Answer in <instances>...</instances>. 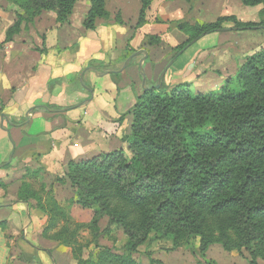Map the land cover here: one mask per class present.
<instances>
[{
    "label": "trees",
    "instance_id": "1",
    "mask_svg": "<svg viewBox=\"0 0 264 264\" xmlns=\"http://www.w3.org/2000/svg\"><path fill=\"white\" fill-rule=\"evenodd\" d=\"M4 1L23 15L15 14L0 50L13 41L23 24H30L42 12L55 14L61 26L68 23L79 0ZM108 1L89 0L83 22L86 31H94L96 19L108 16ZM139 1L138 26L152 3ZM240 1L245 7L261 5L259 17H264V0ZM224 23L236 31L264 29V20L242 22L233 16L212 23L179 22L176 28L187 39L174 49V55L184 52L192 41L220 32ZM148 44L156 45L158 39L150 37ZM229 84L206 94L192 93L189 88L169 93L164 85L145 90L127 114L133 124L126 150L67 166L73 190L69 204L94 210L91 221L71 223L67 209L51 196L42 209L48 217L44 233L61 223L88 229L95 248L88 264H139L134 255L150 243L165 244L161 250L166 253L185 248L202 257L210 246L219 245L227 253L241 257L245 253L249 264L264 262V49L240 68L235 90ZM26 195L19 188V200L26 203ZM104 217L108 223L100 232L98 224ZM113 227L126 237L119 250L99 245L105 236L116 242L110 236ZM75 234L63 227L50 239L68 247L80 264L82 247L72 239Z\"/></svg>",
    "mask_w": 264,
    "mask_h": 264
},
{
    "label": "crops",
    "instance_id": "2",
    "mask_svg": "<svg viewBox=\"0 0 264 264\" xmlns=\"http://www.w3.org/2000/svg\"><path fill=\"white\" fill-rule=\"evenodd\" d=\"M156 1L152 0L144 23L138 26L139 0H109L108 16L96 19L94 31H86L83 22L90 2L79 0L68 23L61 26L55 14L42 12L23 24L13 41L0 50V223L6 224L0 226V264H78L68 247L44 233L48 217L19 200L21 170L35 165L53 174L67 170L71 162L120 148L118 137L130 118L127 114L144 92L141 68L145 84L155 86L171 53L187 39L173 23L157 20ZM234 1V8L238 2L245 7L240 0ZM14 11L0 1V44L16 20ZM234 12L225 11L220 17L241 21ZM225 33L204 36L188 47L177 65L185 79L209 57L221 64V75L228 74L223 66L233 67V44ZM150 37L157 38L158 44L149 45ZM130 50L139 55L122 72L110 74L123 66ZM260 50V45H244L237 50L242 54L239 62ZM70 210L76 224H88L94 214L76 204ZM107 223L104 217L98 226ZM110 243L121 248L126 237ZM197 248L198 244L196 252ZM154 251L150 260L158 264H249L245 253L244 257L227 253L219 245L210 246L203 257L185 249ZM140 264H149V259Z\"/></svg>",
    "mask_w": 264,
    "mask_h": 264
},
{
    "label": "rangeland",
    "instance_id": "3",
    "mask_svg": "<svg viewBox=\"0 0 264 264\" xmlns=\"http://www.w3.org/2000/svg\"><path fill=\"white\" fill-rule=\"evenodd\" d=\"M10 6L13 9H15L14 11L15 14L20 13L21 15H23V12L18 10L17 7L13 5ZM234 6H235L234 0H191L189 2L186 0H162V1L157 0L153 8L157 11V20H165L171 22L173 23L172 25H175V27H176V23L179 22H188L190 24H193L195 22L202 23L203 21H205L204 23H210L212 21H215L221 15H224L225 11L231 9L235 11L233 15L239 17L241 21L259 22L261 20H264V17H262L261 19L258 15L259 10L262 9L261 5L254 8L251 7L246 8V7H242L238 2V7L234 8ZM222 27L227 28V27H232V25L229 23H224ZM263 32L264 30L260 29V30H238V31L233 30L225 33L226 35L224 36H228L229 38H232L231 41L233 44V48H232V52H233L232 60L234 61L233 67L231 65L223 66L224 70H228V74H225V72H223L222 73L223 75H221L220 74L221 72L219 71V66L221 64L217 62V59L215 60L216 61L215 62L212 61L209 57L208 60H203L205 63L201 61L194 67V70L192 71V74L190 76L191 78L185 79L184 78L185 73L183 71L181 72L180 70L178 71L177 65L180 64L181 58H183L181 56H183L184 53L188 51L187 48L175 60V62L176 61L178 62L176 64L174 62L173 64L174 66L172 65L171 68L167 71L169 75L166 78L164 77L161 85L166 86L167 92L169 93L172 90H176L178 88H189V90L192 93L206 94L216 90L223 84L230 82L229 87L235 90L237 73L249 58V57L244 58L241 62H239L241 59L240 57L242 55L239 53L240 52L239 49H241V47H243L246 44L260 45V47L264 49ZM237 45L239 46L237 47ZM237 50L239 52H237ZM173 56H174V52L171 53V55L168 58L169 59L168 61H170L173 58ZM205 75H207L204 78L205 81L200 83L198 79L201 78V76H205ZM145 86L146 88H151L150 86L147 85V83L145 84ZM132 124H133V118L130 116L128 121H126V123L124 124L125 125L124 128L121 130L119 134L118 141L122 143L119 149L126 150L127 143L125 140L130 135ZM21 172L22 173L20 175V180H19L20 189L26 192L27 194L26 204L29 207H31L33 210H36L43 215L44 212L42 209H44L48 198L52 196L53 199H55L56 201L58 200L61 203L65 202L63 206L65 210L67 209L71 221L72 219L70 215L71 205L69 204L70 202L69 200L73 196V190L70 187L68 178L66 177L67 170L59 171L57 173L52 174V172L46 171L41 166L38 167L33 165L30 168H23ZM71 223L73 222L71 221ZM63 227L67 229V231L69 232L76 233L74 237H72V239L74 238V240L77 242L78 247H82V256H81L80 264H88L86 263V261L89 259V255L95 252V248L92 243L94 241L92 238L93 234L90 233L88 229L79 230L75 228V226L73 225L68 226L61 223L58 229L50 232V236L56 234L57 230H61ZM105 227L106 226H100V229H104ZM110 230H112L110 236L115 237L117 243L120 238L124 237L122 232L117 229L115 230L114 227L111 228ZM108 238L109 236H105L99 239L98 240L99 245L105 247L111 245L112 247V244L110 243V240ZM164 245L150 243L141 246L138 249V253L134 255V258L139 264L141 261L147 258L149 259V264H158L157 262L150 260V257L155 252L154 250L162 251L161 247H165ZM114 249L119 250L120 248L114 247ZM180 249H185V248H180ZM196 254L199 255L198 252ZM246 259L249 261L248 257H246ZM94 260L95 257L93 256L91 261L94 262Z\"/></svg>",
    "mask_w": 264,
    "mask_h": 264
},
{
    "label": "water",
    "instance_id": "4",
    "mask_svg": "<svg viewBox=\"0 0 264 264\" xmlns=\"http://www.w3.org/2000/svg\"><path fill=\"white\" fill-rule=\"evenodd\" d=\"M232 29H229V28H223L222 30H220L221 32H228V31H231ZM196 41H192L188 46L185 47V50L192 44H194ZM183 53V50L178 52L176 55L173 56V58L169 61V63L166 65V67L164 68V70L161 72V74L159 75L158 79H157V82L155 84V86L151 87V88H146L145 86V81H146V78L144 76V71L143 69L141 68V75L143 77V80H142V87L145 90L147 89H155V90H158L160 87H161V84L163 82V79L167 73V71L171 68V66L174 64L175 60ZM139 53H135L133 55H131L129 58H127L123 64V66L118 70V71H111L109 72L110 74H117V73H120L122 72L128 65L129 63L132 61L133 58H135L136 56H138ZM92 70H94L93 68H90Z\"/></svg>",
    "mask_w": 264,
    "mask_h": 264
}]
</instances>
